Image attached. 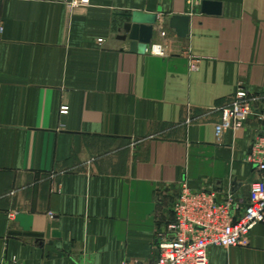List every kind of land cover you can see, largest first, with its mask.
<instances>
[{"label":"crops","instance_id":"crops-1","mask_svg":"<svg viewBox=\"0 0 264 264\" xmlns=\"http://www.w3.org/2000/svg\"><path fill=\"white\" fill-rule=\"evenodd\" d=\"M203 1V0H202ZM0 0V264H151L179 180L243 206L259 122L221 138L236 90L264 95V0ZM156 14L144 53L123 25ZM188 16L179 37L168 26ZM207 264H264V222Z\"/></svg>","mask_w":264,"mask_h":264},{"label":"built area","instance_id":"built-area-1","mask_svg":"<svg viewBox=\"0 0 264 264\" xmlns=\"http://www.w3.org/2000/svg\"><path fill=\"white\" fill-rule=\"evenodd\" d=\"M86 5L89 0H71ZM191 7L202 0H186ZM162 38L150 52L165 55L170 39L162 22L154 25ZM256 118L259 129L254 136L245 161L258 173L249 185L247 202L241 206L228 195L219 200L211 190H194L179 180L172 203V219L160 232L155 244L156 256L151 264H207L210 246H247L251 229L264 222V95L238 88L231 102L221 108L215 134L221 138L229 130L242 127L249 118ZM7 264V263H2Z\"/></svg>","mask_w":264,"mask_h":264},{"label":"water","instance_id":"water-1","mask_svg":"<svg viewBox=\"0 0 264 264\" xmlns=\"http://www.w3.org/2000/svg\"><path fill=\"white\" fill-rule=\"evenodd\" d=\"M201 11L204 13H219L220 4L211 0H203ZM156 18V14L138 11L132 13L131 21L123 25V34L118 36L120 39L128 41L129 52H145L147 45L151 43ZM188 22V16L173 15L168 20V26L175 31L177 36L183 37L188 32Z\"/></svg>","mask_w":264,"mask_h":264}]
</instances>
